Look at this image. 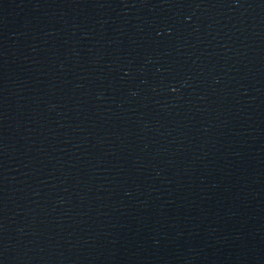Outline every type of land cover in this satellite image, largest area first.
Returning <instances> with one entry per match:
<instances>
[{
	"label": "water",
	"instance_id": "obj_1",
	"mask_svg": "<svg viewBox=\"0 0 264 264\" xmlns=\"http://www.w3.org/2000/svg\"><path fill=\"white\" fill-rule=\"evenodd\" d=\"M0 264H264V0H0Z\"/></svg>",
	"mask_w": 264,
	"mask_h": 264
}]
</instances>
